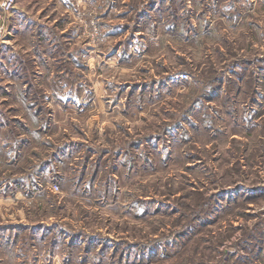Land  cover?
<instances>
[{
  "label": "rangeland",
  "instance_id": "obj_1",
  "mask_svg": "<svg viewBox=\"0 0 264 264\" xmlns=\"http://www.w3.org/2000/svg\"><path fill=\"white\" fill-rule=\"evenodd\" d=\"M0 0V264H264V0Z\"/></svg>",
  "mask_w": 264,
  "mask_h": 264
},
{
  "label": "built area",
  "instance_id": "obj_2",
  "mask_svg": "<svg viewBox=\"0 0 264 264\" xmlns=\"http://www.w3.org/2000/svg\"><path fill=\"white\" fill-rule=\"evenodd\" d=\"M14 1L15 0H4L3 1V5L7 6V7H10L14 3Z\"/></svg>",
  "mask_w": 264,
  "mask_h": 264
}]
</instances>
